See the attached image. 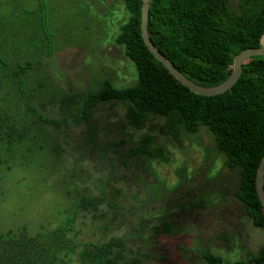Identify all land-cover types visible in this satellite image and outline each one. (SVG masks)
<instances>
[{
    "label": "rangeland",
    "instance_id": "obj_1",
    "mask_svg": "<svg viewBox=\"0 0 264 264\" xmlns=\"http://www.w3.org/2000/svg\"><path fill=\"white\" fill-rule=\"evenodd\" d=\"M228 1L237 9L238 0ZM127 16L124 0H0V78L8 73L0 89L23 78L53 119L31 125L13 143L9 168L0 165V232L52 228L76 199L92 196L97 208L74 214L78 241L121 237L135 264H206L205 249L225 263L245 259L263 245L264 228L246 214L238 169L225 165L204 125L174 134L166 116L153 113L136 126L119 100L100 101L75 120L80 96L105 78L118 88L137 82L135 62L115 41ZM25 62L32 65L24 75ZM145 134L167 161L130 155Z\"/></svg>",
    "mask_w": 264,
    "mask_h": 264
},
{
    "label": "trees",
    "instance_id": "obj_2",
    "mask_svg": "<svg viewBox=\"0 0 264 264\" xmlns=\"http://www.w3.org/2000/svg\"><path fill=\"white\" fill-rule=\"evenodd\" d=\"M238 1L236 9L228 0H149V37L189 79L202 85L217 84L229 75L237 52L260 46L264 38V0ZM124 3L128 16L115 41L125 46L126 54L135 62L137 82L118 88L105 78L99 89L82 93L75 120L86 119L100 101L119 100L126 117L136 126L153 113L165 115V129L174 130V134L182 128L196 132L204 125L213 134L216 148L225 153V165L238 169L236 196L246 214L255 226L264 228V209L255 190L256 168L264 153V55L244 60L239 78L223 93H194L177 81L144 44L140 30L142 0ZM31 65L25 62L18 71L25 75ZM2 77L0 86L6 83ZM24 84L22 78L9 91L0 89V165L5 169L10 166L13 143L27 135L31 125L53 121L39 111L36 105L43 107L45 103L35 104ZM129 153L168 160L163 146L152 145L149 134L143 135ZM97 203L96 197L80 196L72 212L56 226L41 228L35 234L12 228L0 232V264H135V259L125 258L121 237L103 241L75 238L72 228L76 209H96ZM163 225L167 230L172 227L171 222ZM202 255L206 264H264V243L256 253L229 263L209 249Z\"/></svg>",
    "mask_w": 264,
    "mask_h": 264
},
{
    "label": "water",
    "instance_id": "obj_3",
    "mask_svg": "<svg viewBox=\"0 0 264 264\" xmlns=\"http://www.w3.org/2000/svg\"><path fill=\"white\" fill-rule=\"evenodd\" d=\"M149 0H142L140 30L144 44L153 56L158 59L169 73L177 79L182 85L186 86L194 93L201 95H215L228 90L239 78L242 67L241 64L247 58L254 55H264V44L260 46H250L241 49L232 59L231 71L229 75L221 82L214 85L199 84L185 76L173 62L151 41L147 30ZM255 190L258 199L264 209V153L259 160L255 173Z\"/></svg>",
    "mask_w": 264,
    "mask_h": 264
}]
</instances>
